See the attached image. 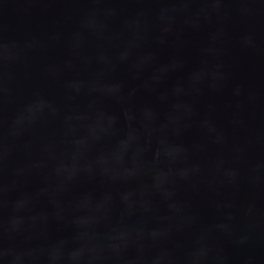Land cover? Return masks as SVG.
Wrapping results in <instances>:
<instances>
[{"label":"water","instance_id":"1","mask_svg":"<svg viewBox=\"0 0 264 264\" xmlns=\"http://www.w3.org/2000/svg\"><path fill=\"white\" fill-rule=\"evenodd\" d=\"M0 264H264V0H0Z\"/></svg>","mask_w":264,"mask_h":264}]
</instances>
